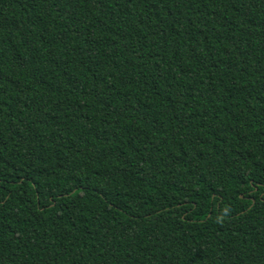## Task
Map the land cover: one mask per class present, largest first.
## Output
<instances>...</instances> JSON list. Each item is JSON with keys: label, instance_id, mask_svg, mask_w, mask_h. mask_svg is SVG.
Masks as SVG:
<instances>
[{"label": "trees", "instance_id": "16d2710c", "mask_svg": "<svg viewBox=\"0 0 264 264\" xmlns=\"http://www.w3.org/2000/svg\"><path fill=\"white\" fill-rule=\"evenodd\" d=\"M0 264H264V0H0Z\"/></svg>", "mask_w": 264, "mask_h": 264}]
</instances>
